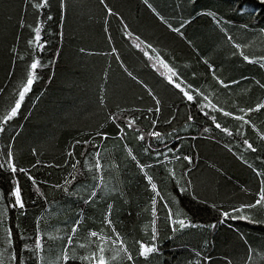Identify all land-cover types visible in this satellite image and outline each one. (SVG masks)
I'll list each match as a JSON object with an SVG mask.
<instances>
[{
  "label": "trees",
  "instance_id": "16d2710c",
  "mask_svg": "<svg viewBox=\"0 0 264 264\" xmlns=\"http://www.w3.org/2000/svg\"><path fill=\"white\" fill-rule=\"evenodd\" d=\"M106 3L118 15L108 16L99 5V0H67L68 12L61 29L57 0H52L53 20L47 21L45 15L42 29V40H47L48 43L38 57L43 65L37 69L39 79L26 96L18 116L3 134V138H0V148L9 142L7 133L12 132V136L16 137L15 151L22 165L28 167L40 160V165L32 174L38 181L54 183L66 172L45 165L62 163L73 142L85 138L89 133L94 135L99 125L104 123L109 110L117 111L118 105L129 109L130 116L139 118L136 128L145 133L152 129L151 121L157 119V116L155 111H147L148 108L155 109V102L148 95V89L161 101L155 130L168 135L163 144L147 136L143 142H139L135 139L139 133L126 129L125 140L121 141L115 136L114 126L105 124L109 138L101 144V163L104 166L102 176L115 191L100 193L96 197V203L88 205L82 213L77 203L79 198L69 199L62 192H51L47 204L34 195L30 198L28 193L32 192L31 183L21 176L27 214L18 217L13 210L10 220L17 244H20L17 223L31 235L36 227V217L43 216L47 221L48 231L57 237L55 240L45 237L46 255L50 261H54L57 249L62 250V244L67 243L66 239L62 240L60 237L71 231V225L67 221L81 213L84 220L71 246L76 251L77 259L69 261V264H80L79 257L86 254V250L79 248V244L88 242L86 238L89 229L100 231L102 213L107 211L108 203L115 205L111 219L129 248L133 247L136 239L149 240L152 220L150 198L153 194L136 167V161L123 150L124 143H127L138 160L154 165L150 174L154 176L161 194L168 196L171 193L177 198V203L171 205L174 212L178 206L193 223L205 226L216 223L215 229L189 228L182 233L178 231L173 234L165 228L167 210L163 209V202L158 201L160 251L149 259L148 264H196L197 251H201L202 255H211L213 264H227L228 260L232 264H244L247 245L243 244L241 235L261 253L254 255L253 264H264V225L230 219L220 224L217 222L219 213L209 207L215 203L226 208L231 204L251 202L257 198L262 178L253 169L264 172V141H260L257 136V132L264 133V109L246 116V119H250V125L241 129L245 133L244 137L236 135L241 122L223 117L220 113H215L218 122L229 128L233 135L229 136L215 129L210 120H206L194 106L190 107L177 95L176 89L149 70L141 53L133 50L128 45L130 40L127 41L123 36L124 25H127L133 34L154 44L164 58L178 68V73L186 82L212 91L213 102H218V106L239 115V107H255L256 103L264 102V88L256 84L257 80L264 82V68L258 63H246L239 55L231 56V45L211 18L198 13L213 10L225 22H235V27L228 24V30L239 42L249 44L245 49L246 54L264 56V34L259 32L260 28H264V6L259 0H148L174 27H178L183 19H191V23L182 29V39L153 15L144 0H106ZM238 6L255 11L240 16L236 12ZM47 11L46 9L45 13ZM23 12L24 0H0V89H3V93H0V111L14 102L12 88L25 67V62L19 60L14 65L9 51L17 44V35L21 53H24L27 40L31 38L32 33L28 27L19 29V18ZM24 20L26 25L35 24V16L30 7ZM241 22L252 25L254 30H238ZM30 51L25 54L27 63L31 62ZM200 57L207 58L218 75L223 74L225 83L231 79L239 80L240 83L230 85L227 89L220 88L212 80L211 71L201 62ZM53 60L54 63H49ZM13 70L15 75L9 76ZM128 72L141 83L128 76ZM193 73L196 74L195 77ZM242 76L248 79L241 80ZM101 89H104L107 108L99 105ZM135 109L139 111H132ZM189 115L194 117L191 122L187 119ZM169 118H173L172 123L165 124L164 121ZM251 124H255V131ZM205 127L210 131L203 132ZM13 128L18 132L12 131ZM244 138L257 148L256 152L243 146ZM149 143L152 148L161 152L166 151L165 146L173 149L169 153V160H172L173 155L192 157L193 162L187 167L197 200H192L191 195L181 194L174 181L169 183L165 179L164 165H156L154 155H145L143 151ZM32 149L36 150V156L32 155ZM83 150L80 145L75 146L77 157ZM88 151L92 152L91 147ZM160 159L163 160V156ZM186 163L173 161L167 166L174 167L179 176ZM78 179L77 187H87L93 183L91 176ZM0 186L7 191L6 183L0 182ZM42 190L48 192V186L44 185ZM83 199H87V192L83 193ZM256 214L264 217V211H257ZM41 223L43 226V221ZM104 231L111 234V230L106 227ZM124 264L128 262L125 261Z\"/></svg>",
  "mask_w": 264,
  "mask_h": 264
},
{
  "label": "snow or ice",
  "instance_id": "6c2138e0",
  "mask_svg": "<svg viewBox=\"0 0 264 264\" xmlns=\"http://www.w3.org/2000/svg\"><path fill=\"white\" fill-rule=\"evenodd\" d=\"M147 7L152 11L153 15L156 16L162 24H165L168 29L172 32L177 33L184 38V32L182 29L191 23V19H183L179 23L178 27H174L173 24L166 20L152 4L148 3V0H144ZM260 4L264 6V0H259ZM99 5L102 6L104 11L108 16L118 15L114 13L113 9L109 7L106 0H99ZM33 10V15L35 16V24L25 23L24 15H27L28 8ZM53 4L52 0H24V12L19 18V29L23 30L28 27L32 33L31 38L27 40L26 48L24 53H21L18 42L19 35H17V44L13 45L9 51L13 57V63L19 60L25 62V67L21 73L20 79L17 81L16 85L12 88L11 95L14 96V102L3 107L0 111V138H3V134L10 127L11 123L18 116L19 111L25 101L26 96L31 92L33 84L39 79L37 75V69L43 67L41 64L39 54L45 49V45L48 43L47 40H42V29L44 24V18L46 15L47 21H52L53 16L51 14ZM48 10L45 13V10ZM57 10L60 19V27H63V21L68 12L67 0H57ZM255 9H246L245 7L238 6L236 12L238 15L243 16L245 14L254 13ZM198 15L209 16L219 30V32L226 38L227 43L231 45L233 51L231 56L235 57L239 55L242 57L243 61L248 64L258 63L262 68H264V56H249L246 54L245 49L249 47L247 43L239 42L228 30V24L236 26L235 22L227 21L225 22L222 17H220L215 11L208 10L206 12L198 13ZM11 19V17H9ZM121 23L123 24V19L121 18ZM107 31V29H105ZM238 30L249 31L254 30L252 25L247 23H239ZM259 32L264 34V28H260ZM124 35L128 40L132 41V47L143 52L144 57L149 61L150 67L159 73L160 76L164 78L167 85L172 86V88L177 90V95L180 96L183 101L189 104V106H194L198 113L202 114L206 120H210L211 124L219 131L231 136L233 133L227 127H223L220 122H218L215 113H220L223 117H231L232 119L241 122L240 126L236 130V135L244 137L245 133L241 129L244 126L250 125V119H246L249 113L257 112L264 109V102L256 103L255 107H239V115L234 114L231 110H225L223 107L218 106V102H213V92L209 91L207 88H198L193 84L186 82L180 74L171 67L164 59L161 58L158 49L143 39L140 36H135L131 31L128 30L127 25H124ZM61 39L63 33H60ZM30 51L31 62L27 63L25 61V54ZM151 51V54L149 52ZM83 51V49H81ZM116 49H113L115 52ZM59 52V50H58ZM119 59V57H117ZM201 62L207 65L208 69L212 73V80L215 81L216 85L220 88L227 89L230 85H238L239 80L231 79L228 83H225L223 74L218 75L217 70L214 65L205 57H200ZM55 61H50L49 63H54ZM123 67V64L121 65ZM163 69V70H162ZM127 72V69L125 68ZM133 80L137 83H141L131 72L127 73ZM15 70L9 73V76H14ZM193 73V77H195ZM248 77H241V80H247ZM259 87L264 88V82L259 80L256 81ZM0 93H3V89H0ZM104 89H101V96L99 99V105L101 108H107L106 98L104 96ZM148 95L151 96L152 100L155 102V109L148 108V113H153L157 116V119L151 121L152 129L145 133L135 127L137 120L139 118L134 115H129V109L117 106V111L112 112L109 110L106 115L104 123H101L99 127L95 130L94 135L92 133L87 134L83 139H77L73 142L72 147L66 151V158L62 163L57 162L54 165H45V167H55L61 171H65L66 174L59 178L54 183H49L47 180L38 181L32 174L33 170L37 169L40 165V160H36L35 163H31L28 167H24L21 163L20 158L15 151L14 141L15 136H12V132H8L10 137L9 142H6L3 148H0V182L7 184V191L0 186V264H69V261H74L77 259L76 251L71 247L73 245V240L76 237L79 228L83 223L82 211L90 204L96 203V197L100 193H108L115 191V188L110 187L109 182H106L102 176L104 171V166L101 163L103 155L101 152L102 142H106L109 138V132L105 130V124H111L115 128V136L117 139L123 141L126 137V129L130 131L138 132L139 134L135 136V139L139 142L145 140V136L149 138H154L158 143L163 144L165 138L168 134L161 131L155 130L159 114L161 111V101L148 89ZM9 99V97H5ZM132 111H139L135 109ZM147 119V117H145ZM173 118L165 120V124H171ZM188 121L191 122L194 117L189 115L187 117ZM251 127L255 131V124H251ZM12 131L18 132L17 129L13 128ZM175 131V130H174ZM210 129L205 127L203 132H209ZM257 136L260 141H264V133L257 132ZM80 145L84 150L80 152L79 157L75 153V146ZM243 146L250 149L252 152H256L257 148L249 142L247 138L243 139ZM91 147L92 152L88 151ZM166 151L161 152L160 150L152 148L149 143L144 147L143 151L145 155L150 153L154 155L156 165L163 164L166 171L165 179L171 183L175 182L176 188L181 194L191 195L192 200H197L192 181L190 177V170L188 165L192 164V157L190 155H183L182 157L173 155L172 160H169V153L173 152V149L167 148ZM175 147V146H174ZM123 150L127 153L132 160L136 161V167L139 169L146 181L148 188L153 194L150 198L151 204V234L149 240L136 239L133 242V247L129 248L124 238H122L119 231H117L114 221L111 219L112 211L115 207L113 203H108L107 211L102 213V227L100 231H95L89 229L87 232V243H80L79 248L85 249L86 254L79 257L80 264H124L125 261L128 264H148L149 259L153 255L159 254L158 236L159 228L157 226V203L158 201L163 202V209L167 210V215L165 218V228L169 229L171 233L175 234L178 231L183 232L185 229H197L201 227H208L215 229L216 223L209 225H201L193 223L188 217L179 209L177 206L176 211H173L172 204L177 203V198L171 193L168 196L161 194L158 189L157 182H154V176L150 174V169L154 167L151 163H142L134 155L133 149L124 143ZM106 151V150H105ZM32 155L36 156L37 152L32 149ZM163 156V160H161ZM83 161V163H81ZM173 161L179 163L181 161L187 162L185 167L180 171L179 176L177 175L176 169L174 167H168ZM113 167H115L113 165ZM257 176L262 178L261 186L258 193L256 194V199L251 202H240L239 204H231L228 207L218 206L215 203L209 205V207L214 211L218 212L219 216L217 222L222 224L226 220H235L246 222L247 224H259L264 225V217L258 216L257 211H264V172L257 171L253 169ZM26 177V180L31 183L32 192L28 193L31 198L33 195L36 199L43 200L45 204L48 203V196L51 192H62L65 197L71 199L73 197H78V206L81 208V213H77L75 216L69 218L67 223L71 225V231L65 232L63 237L60 239H66L67 243H63L61 249H57L56 257L54 261H50L49 257L46 255V240L47 236L49 240H55L57 237L53 236L51 232L48 231L47 221L43 216L36 217V227L31 235L27 234L25 229L20 228L19 223H17V228L19 229L18 239L20 244H17L16 233L11 227V213L13 210L16 211L17 216H25L26 212V200L24 196V190L20 183V177ZM92 177L93 183L91 185L80 186L76 185L79 183L80 177L87 178ZM47 185L49 191L46 192L43 186ZM244 191V189H242ZM87 192V199H83V193ZM82 200V203L80 201ZM36 200H33L35 204ZM203 203V201H200ZM43 221V226L42 222ZM111 230V234H107L104 228ZM59 231V230H57ZM169 238H172L171 236ZM241 240L244 245H247V259L244 260V264H253L254 255H260L258 249H254L248 241L241 235ZM138 246V247H137ZM110 253V255H109ZM198 258L196 264H213L212 257L209 254H203L201 251L195 253ZM227 264H232L231 260L227 261Z\"/></svg>",
  "mask_w": 264,
  "mask_h": 264
},
{
  "label": "crops",
  "instance_id": "0c3cea01",
  "mask_svg": "<svg viewBox=\"0 0 264 264\" xmlns=\"http://www.w3.org/2000/svg\"><path fill=\"white\" fill-rule=\"evenodd\" d=\"M134 35V37L135 36H137L136 34H133ZM123 36L125 37V35H124V32H123ZM126 38V37H125ZM127 39V38H126ZM141 39H143V38H141ZM143 40H145V39H143ZM127 41H128V39H127ZM145 41H147V40H145ZM147 42H149V41H147ZM128 45L133 49V50H137V51H139L138 49H136V48H134V47H132V41L130 40V41H128ZM154 45V44H153ZM155 46V45H154ZM156 47V46H155ZM157 48V47H156ZM158 49V48H157ZM159 51V50H158ZM140 53H141V57H142V59H143V61L146 63V66L149 68V70L153 73V74H155L156 76H158L161 80H163L166 84H167V82L164 80V78L162 77V76H160L159 75V73L158 72H156L155 70H153L151 67H150V63H149V61L146 59V57H144V55H143V52H141V51H139ZM149 52H150V54H151V51L149 50ZM159 54L161 55V58L162 59H164L165 60V62L166 63H168L171 67H173L177 72H178V68H176L175 66H174V64L171 62V61H169L167 58H164V56L162 55V53L159 51ZM120 64H121V62H119ZM122 65V64H121ZM163 70V69H162ZM181 76V75H180ZM182 77V76H181ZM185 80V79H184ZM185 81H187V80H185ZM170 86V85H169ZM170 87H172V86H170ZM174 89V88H173Z\"/></svg>",
  "mask_w": 264,
  "mask_h": 264
}]
</instances>
